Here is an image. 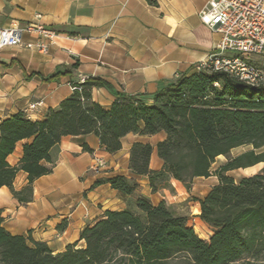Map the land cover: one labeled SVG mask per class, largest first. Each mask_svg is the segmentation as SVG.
Here are the masks:
<instances>
[{"label":"trees","instance_id":"obj_1","mask_svg":"<svg viewBox=\"0 0 264 264\" xmlns=\"http://www.w3.org/2000/svg\"><path fill=\"white\" fill-rule=\"evenodd\" d=\"M72 93L41 120L17 112L0 121V187L6 186L21 204L31 201L33 181L54 166L51 150L62 136L93 134L108 153L121 148L127 133L162 132L155 151L162 161L149 167L153 147L134 142L129 149V170L146 176L152 192L177 180L188 192L198 177L217 182L202 197H192L193 214L211 230L202 238L163 199L157 204L136 196L121 210L106 209L86 224L78 241L53 252L30 235L12 234L0 217V264H264V86L246 84L236 77L197 64L179 72L152 95L146 104L135 95L117 93L109 107L92 100L93 87L108 86L89 77L76 83ZM24 140L16 165L7 157ZM251 148L231 156L233 148ZM84 151L92 152L87 144ZM219 155L225 162L213 169ZM262 164L260 170L235 180L227 172ZM27 183L13 187L16 173ZM132 195L137 182L114 175L97 180ZM63 223L61 227H63Z\"/></svg>","mask_w":264,"mask_h":264},{"label":"crops","instance_id":"obj_2","mask_svg":"<svg viewBox=\"0 0 264 264\" xmlns=\"http://www.w3.org/2000/svg\"><path fill=\"white\" fill-rule=\"evenodd\" d=\"M206 2L0 0L1 28L33 24L56 32L46 51L22 45L0 48V121L17 112H23L31 120H41L49 108H56L72 93L76 83L89 77L108 85L91 89L92 100L104 108L110 106L117 93L135 95L146 104L152 103L153 93L179 72L203 63L215 51L220 35L201 23L198 16ZM21 38L32 44L48 41L36 31H25ZM250 61L264 68V56L253 55ZM36 101L39 104L35 109L27 111L28 105ZM163 136L162 132L127 133L121 139L120 150L113 154L106 152L93 134L62 136L51 150L52 171L33 181L31 201L21 204L6 186L0 187L3 227L12 234L30 235L45 242L55 253L77 241L82 246L79 233L86 224L99 219L106 209L126 208L136 196H144L152 204L171 200L174 195L167 188L171 184L178 199L184 201L188 194L177 180L170 179L166 186L152 192L147 177L133 174L128 167L131 145L142 142L153 147L149 167L160 169L162 161L155 144ZM24 142H17L7 157L11 165L17 164ZM83 143L92 152L84 151ZM93 155L106 160L104 169L88 170ZM217 158L223 159L213 169L226 160L223 155ZM114 175L135 179L138 185L132 195L112 188L107 182L93 185ZM199 178L210 182L204 196L217 178L195 179ZM26 183V173L19 170L13 187L18 190Z\"/></svg>","mask_w":264,"mask_h":264},{"label":"built area","instance_id":"obj_3","mask_svg":"<svg viewBox=\"0 0 264 264\" xmlns=\"http://www.w3.org/2000/svg\"><path fill=\"white\" fill-rule=\"evenodd\" d=\"M198 16L201 23L220 35L215 51L201 65L226 72L246 84L264 86V68L250 61L253 55L264 56V0H207ZM25 31H36L48 41L24 42L21 35ZM55 35V31L40 25L20 27L12 24L0 27V48L22 45L46 51ZM38 104L39 101L30 103L27 111ZM105 167L106 160L93 155L88 170L98 171Z\"/></svg>","mask_w":264,"mask_h":264},{"label":"rangeland","instance_id":"obj_4","mask_svg":"<svg viewBox=\"0 0 264 264\" xmlns=\"http://www.w3.org/2000/svg\"><path fill=\"white\" fill-rule=\"evenodd\" d=\"M250 148L251 147L249 145L238 146L236 148L231 149L230 155L231 156L237 155ZM220 159L222 160L223 158H217L214 161L212 167H216L219 164ZM261 167H262V164H257L255 166L246 168L244 170H242V168L234 169V170L228 171L227 174L232 176L235 180H238L242 176H248V175L258 172ZM209 185H210V182L207 179H202V178L194 179L192 182L190 191L187 192L185 190L188 194V197L187 199L183 201L181 200V198L178 199L177 192H175L174 187H172L171 184H169L167 188L169 189L170 193H172L175 197L174 196L171 197V200L169 199L165 200L169 204L170 208L173 210L174 213L187 216L188 224L194 228V230L196 231L198 235L202 234V235H199L202 238H208V236L211 233V230L205 223H203L199 218H197L195 214H193V208L195 207L196 203L192 201L191 199L192 197H201L203 193L205 192V190L209 187ZM188 200H190L189 204L187 203ZM236 264H242V263L238 262Z\"/></svg>","mask_w":264,"mask_h":264}]
</instances>
